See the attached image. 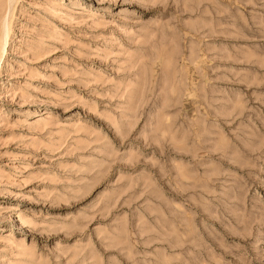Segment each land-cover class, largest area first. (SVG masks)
I'll use <instances>...</instances> for the list:
<instances>
[{"label": "rangeland", "instance_id": "rangeland-1", "mask_svg": "<svg viewBox=\"0 0 264 264\" xmlns=\"http://www.w3.org/2000/svg\"><path fill=\"white\" fill-rule=\"evenodd\" d=\"M0 26V264H264V0H0Z\"/></svg>", "mask_w": 264, "mask_h": 264}, {"label": "bare ground", "instance_id": "bare-ground-1", "mask_svg": "<svg viewBox=\"0 0 264 264\" xmlns=\"http://www.w3.org/2000/svg\"><path fill=\"white\" fill-rule=\"evenodd\" d=\"M2 30H3V28H1V26H0V56L2 55L3 51L5 50L4 46L6 43V36H7L5 31H2Z\"/></svg>", "mask_w": 264, "mask_h": 264}]
</instances>
